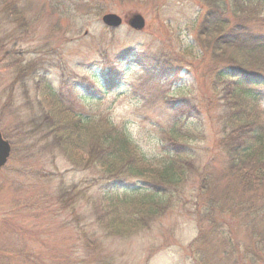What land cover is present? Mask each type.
<instances>
[{
	"label": "rangeland",
	"instance_id": "obj_1",
	"mask_svg": "<svg viewBox=\"0 0 264 264\" xmlns=\"http://www.w3.org/2000/svg\"><path fill=\"white\" fill-rule=\"evenodd\" d=\"M58 1H18L33 27L27 36L18 34L17 49L31 65L22 86L2 56L16 23L0 15V130L12 146L0 171V264H194L190 250L204 257L226 228L244 239L243 218L226 214L236 207L238 186L235 176L224 174L221 100L199 44L216 36L201 35L208 31L206 9L198 0L116 1L118 16L144 17V28L135 31L124 22L105 26L98 7L86 10L82 0H62L63 6L79 3L68 11L57 8ZM38 74L82 117L102 113L123 124L154 165L164 156L161 133L183 136L193 170L148 227L130 236L106 234L97 223L102 204L110 197H136L133 203L142 204V189L107 193L96 171L76 167L46 140L27 134V122L48 109L38 104L45 95L34 88ZM260 93L264 109L263 88ZM179 99L188 101L191 122L173 117L181 113L179 104L167 108ZM61 187L68 198H61Z\"/></svg>",
	"mask_w": 264,
	"mask_h": 264
},
{
	"label": "trees",
	"instance_id": "obj_2",
	"mask_svg": "<svg viewBox=\"0 0 264 264\" xmlns=\"http://www.w3.org/2000/svg\"><path fill=\"white\" fill-rule=\"evenodd\" d=\"M18 1L0 0V15L3 20L16 23L15 31L7 38L11 41L2 45L7 47L2 56L9 58L5 68L15 72V83L22 86L31 73V65L17 49L18 34L27 36L33 27L23 16L24 8ZM116 1L120 0H82L80 6L86 10L98 7L94 11L102 14L117 10ZM198 2L206 9L203 20L208 30L201 35L208 36V32L216 35L199 44L208 58L211 85L221 100L224 129L219 144L226 157L224 174L235 176L238 186L236 207L231 211L227 208L226 214L243 218L240 225L244 239L235 237L226 228L212 248L208 246L204 257L190 250L191 259L194 264H264V109L258 105L260 90L264 89V0ZM78 4L68 2V6H63L64 2L59 0L56 6L68 11L70 7L77 9ZM33 85L37 92L45 94L38 104L45 102L48 109L27 122L31 128L28 135L46 140L50 148L58 150L76 167L88 166L96 171L107 193L114 188H122L130 195H138L139 189L144 193L138 195L144 198L142 204L133 203L136 197L108 198L102 204L104 213L97 220L98 227L106 234L130 236L133 230L148 227L165 212L169 195L180 189L194 165V156L178 131L161 133L164 156L160 165H154L133 143L123 124L112 122L102 113L82 117L57 94L43 74L37 75ZM187 103L186 99L172 100L166 107L179 104L181 113L173 117L191 122L194 117L186 111ZM61 190V198H68V191L63 187ZM124 204L130 206L123 207ZM197 225L201 228L200 220Z\"/></svg>",
	"mask_w": 264,
	"mask_h": 264
},
{
	"label": "water",
	"instance_id": "obj_3",
	"mask_svg": "<svg viewBox=\"0 0 264 264\" xmlns=\"http://www.w3.org/2000/svg\"><path fill=\"white\" fill-rule=\"evenodd\" d=\"M102 22L107 26L115 27L121 24L122 19L116 14L108 13L102 15ZM126 23L135 30H141L144 27V19L139 13H132L125 20ZM10 146L6 140H3L0 134V168L5 163L8 154H9Z\"/></svg>",
	"mask_w": 264,
	"mask_h": 264
}]
</instances>
